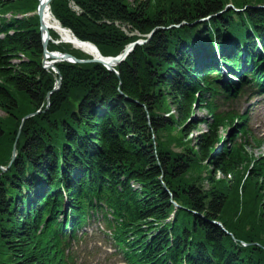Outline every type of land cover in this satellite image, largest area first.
<instances>
[{
	"label": "trees",
	"instance_id": "1",
	"mask_svg": "<svg viewBox=\"0 0 264 264\" xmlns=\"http://www.w3.org/2000/svg\"><path fill=\"white\" fill-rule=\"evenodd\" d=\"M37 4L0 0V264H78L96 217L125 264H264L262 142L222 106L264 92V0H51L104 57L147 39L117 73L45 69Z\"/></svg>",
	"mask_w": 264,
	"mask_h": 264
},
{
	"label": "rangeland",
	"instance_id": "2",
	"mask_svg": "<svg viewBox=\"0 0 264 264\" xmlns=\"http://www.w3.org/2000/svg\"><path fill=\"white\" fill-rule=\"evenodd\" d=\"M128 28V26H124L122 29L128 32ZM54 33L57 35V39L52 43L59 45L57 44L59 35L56 32ZM62 44H66L65 46L70 49H75L77 52L88 56L81 50L74 48L71 44ZM227 107L234 110L248 111L249 119L247 125L251 129L252 134L261 138L263 141L262 149L256 151L250 150V152H253L256 157L262 156L264 154V97L259 95H246L239 102H233ZM195 112V119H199L200 121L197 122L199 124L198 127L191 133L193 139L197 135L208 131V125L202 123V119H204L203 121L210 120L209 115L205 111L195 109ZM171 113L175 114V111H171ZM222 135L223 137L226 136L225 133H222ZM176 148V151H181L178 147ZM217 177H222V175L218 174ZM102 230L103 227L100 221L93 222L87 227L88 235L81 242L73 245V251L77 257L78 264H125L110 237L103 233Z\"/></svg>",
	"mask_w": 264,
	"mask_h": 264
},
{
	"label": "water",
	"instance_id": "3",
	"mask_svg": "<svg viewBox=\"0 0 264 264\" xmlns=\"http://www.w3.org/2000/svg\"><path fill=\"white\" fill-rule=\"evenodd\" d=\"M51 0H47L46 3H39L37 4V8H36V14L38 16V20H39V31L42 35V49H43V54H44V57H43V65L45 68H52L56 73H58V69L57 67L55 66L56 63L58 62H63V61H66V62H69V63H76V64H83V63H100L102 64L103 66H105L108 70L110 71H115L114 67L118 64H120L121 62H123V60L125 59V57L133 50L134 47H136L137 45H140V44H143L145 43L147 40H144V41H136V42H133L131 44H129L128 46H126V48L124 49V51L116 56V57H103L100 55L99 53V58H94V57H91L90 59H79L75 56H73L72 54H70L69 52H51L49 50H47V44L50 40V37H49V34L48 32L46 31V26L42 23V12L44 10V8L48 7L49 8V2ZM95 47V46H94ZM95 49L97 50V48L95 47ZM98 51V50H97ZM46 58H49V63L45 64L47 61H45ZM55 58L57 60H55ZM61 86V78H58L57 82H56V85L54 86V88L52 89V91H50L49 93H47V106H46V109L48 108L49 106V96L52 92H55L57 91ZM37 112L35 113H32V114H28L26 115L25 117L22 118V122L27 119L28 117H31L35 114H37ZM15 155H16V152H15V146H13V150H12V157H11V160L7 166V168L11 165L12 161L14 160L15 158ZM0 169H2L3 171L6 170V168H2L0 167ZM217 225L221 226L220 223H217Z\"/></svg>",
	"mask_w": 264,
	"mask_h": 264
},
{
	"label": "bare ground",
	"instance_id": "4",
	"mask_svg": "<svg viewBox=\"0 0 264 264\" xmlns=\"http://www.w3.org/2000/svg\"><path fill=\"white\" fill-rule=\"evenodd\" d=\"M46 1L47 0H38L39 3L41 2L43 4L46 3ZM42 23L46 26L47 32L52 30L59 35L58 42L71 44L74 48L81 50L91 57H100L99 52L91 43L79 41L69 30L63 28L52 16L48 7L44 8L42 12ZM55 60L57 59L55 58ZM45 61H47L45 64L49 63V58H46Z\"/></svg>",
	"mask_w": 264,
	"mask_h": 264
}]
</instances>
